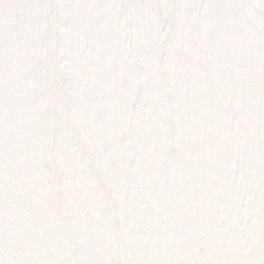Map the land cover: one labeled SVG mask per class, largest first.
I'll list each match as a JSON object with an SVG mask.
<instances>
[{"label": "snow or ice", "instance_id": "6c2138e0", "mask_svg": "<svg viewBox=\"0 0 264 264\" xmlns=\"http://www.w3.org/2000/svg\"><path fill=\"white\" fill-rule=\"evenodd\" d=\"M0 264H264V0H0Z\"/></svg>", "mask_w": 264, "mask_h": 264}]
</instances>
